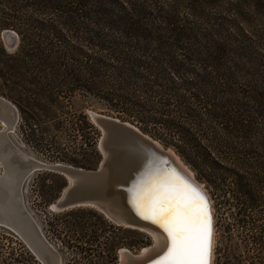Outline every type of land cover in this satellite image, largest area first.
Masks as SVG:
<instances>
[{"label":"trees","instance_id":"16d2710c","mask_svg":"<svg viewBox=\"0 0 264 264\" xmlns=\"http://www.w3.org/2000/svg\"><path fill=\"white\" fill-rule=\"evenodd\" d=\"M255 14L264 20V0H0V33L18 35L13 52L0 41V92L34 147H52L42 143L49 130L77 140L72 154L48 155L62 163L89 169L100 157V130L70 110L75 97L172 147L206 182L224 238L242 243L236 264H264V26Z\"/></svg>","mask_w":264,"mask_h":264},{"label":"rangeland","instance_id":"374dc122","mask_svg":"<svg viewBox=\"0 0 264 264\" xmlns=\"http://www.w3.org/2000/svg\"><path fill=\"white\" fill-rule=\"evenodd\" d=\"M254 21L257 25L264 26V20L258 14L254 15ZM0 41L8 52H13L17 47L16 45L11 48H6L1 33ZM0 96L13 104L4 93L0 92ZM70 104L71 111H73V109H76L75 111H82V113L87 116V120L91 123V111L116 117L114 113H109L108 110L102 106L94 107L89 104L82 105L78 97L72 99ZM19 123L20 119L18 113V118L13 129L8 133V138L20 151L30 157L45 163H55L59 161L50 159L48 155H56L57 153L55 151L57 150L68 154H72L76 151L75 148L78 146L77 140L73 139V136L71 137L69 132L70 135L55 132L57 136L51 137V130L43 133L44 139L42 143L45 145V143L51 142L52 147L46 150L41 146L34 147V144L25 141V135L23 136V134H21L22 131L19 129ZM1 124L0 129L3 127V124ZM157 141L164 146V148L171 149L180 158L181 162L192 172L194 180L204 189L213 207L206 182L196 176L194 169L186 163L172 147L165 146L159 140ZM48 149L52 151V154H49ZM100 158L101 154L96 165L89 169L95 168ZM61 179H63L65 185V179L61 175L47 170H35L25 179L20 188L24 207L30 214L32 223L36 225L48 243L58 252L61 264H118L120 261L121 249H128L133 255H136L140 253L142 248L150 246L152 238L147 233L137 229L117 226L95 208L77 207L62 211L61 213L52 212L49 206L59 196L64 187L63 186L59 190ZM48 198L49 200L45 204L44 200ZM89 211L103 216L107 223L98 221L100 224H96L95 220L97 218L95 219V217H92ZM212 214L213 245L210 264H236L237 256L241 255L240 253L244 251L243 245L237 239L224 238L225 236L221 228H217L216 226L214 207L212 208ZM73 223H75V225L71 226ZM90 223L95 224L90 225ZM50 224H52V227ZM52 228H56V231H53ZM113 241L118 243L116 247H112ZM21 245L24 246V249H28L26 242L18 233L12 228L0 224V264H42L37 258L36 261L33 262L27 254H19L22 250ZM247 261L248 258H246L245 264H248Z\"/></svg>","mask_w":264,"mask_h":264},{"label":"water","instance_id":"95a60500","mask_svg":"<svg viewBox=\"0 0 264 264\" xmlns=\"http://www.w3.org/2000/svg\"><path fill=\"white\" fill-rule=\"evenodd\" d=\"M1 37L6 48L18 44V35L13 30H3ZM3 100L4 98L0 96V102ZM8 103L10 104L9 101ZM12 106L16 111L15 105ZM90 118L100 130L97 148L101 158L95 168L86 169L62 162H44L39 166V170L61 175L66 182L49 209L52 212H62L77 207H92L117 226L124 228L136 226L137 223L139 224L138 219L135 220L127 211V202L123 204L122 200L114 197L112 193L120 192L122 199L125 200V196L131 193L139 177L155 171L157 167L170 170V167L175 165V161L167 150L159 147L161 144L157 140L142 132L133 123L96 112H90ZM5 135H8V131ZM195 183L199 184L196 180ZM201 190L207 199L212 234L211 202L204 189ZM19 235L25 241L24 235L22 233ZM26 245L39 260L35 250H32L27 242ZM209 258L210 255L208 264ZM152 262L153 260L146 261L144 264H152Z\"/></svg>","mask_w":264,"mask_h":264},{"label":"bare ground","instance_id":"6f19581e","mask_svg":"<svg viewBox=\"0 0 264 264\" xmlns=\"http://www.w3.org/2000/svg\"><path fill=\"white\" fill-rule=\"evenodd\" d=\"M12 105L5 99L0 102V124H3L0 129V165L3 169L0 173V224L22 233L27 244L32 247V250H35V254L43 264H61L58 252L48 243L36 225L32 223L30 214L22 204L20 190L22 183L32 172L39 170V166L43 165L44 162L24 154L9 140L8 135H5L7 131L10 133L18 118V112L15 111ZM159 147L167 150L175 161V165L171 166L170 170L165 171L175 170L201 192V186L195 183L192 172L181 162L180 158L171 149H166L162 145ZM142 178L139 177L138 182ZM138 182L133 185L131 193L125 196V200L122 199L120 192L112 193V195L122 200L123 204L127 202V211L135 220L138 219L139 224L137 223L136 226L125 227L147 233L152 238V243L150 246L142 248L140 253L134 256L128 249H121L118 264H144L146 261L152 260L155 262L164 255L168 247L166 233L151 221L142 219L133 206V191ZM212 245L213 235L211 234L209 264L212 259Z\"/></svg>","mask_w":264,"mask_h":264},{"label":"snow or ice","instance_id":"6c2138e0","mask_svg":"<svg viewBox=\"0 0 264 264\" xmlns=\"http://www.w3.org/2000/svg\"><path fill=\"white\" fill-rule=\"evenodd\" d=\"M137 214L159 226L167 251L153 264H208L211 224L207 199L175 170L157 167L135 186Z\"/></svg>","mask_w":264,"mask_h":264},{"label":"built area","instance_id":"2783aa9c","mask_svg":"<svg viewBox=\"0 0 264 264\" xmlns=\"http://www.w3.org/2000/svg\"><path fill=\"white\" fill-rule=\"evenodd\" d=\"M0 170H1L0 173H2V170H3V169H2V166H1V165H0Z\"/></svg>","mask_w":264,"mask_h":264}]
</instances>
